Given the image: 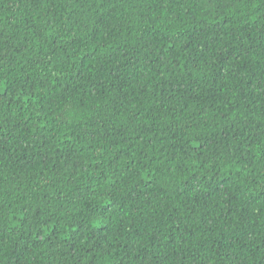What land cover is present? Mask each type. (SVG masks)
<instances>
[{
	"label": "trees",
	"instance_id": "1",
	"mask_svg": "<svg viewBox=\"0 0 264 264\" xmlns=\"http://www.w3.org/2000/svg\"><path fill=\"white\" fill-rule=\"evenodd\" d=\"M0 264H264V0H0Z\"/></svg>",
	"mask_w": 264,
	"mask_h": 264
}]
</instances>
